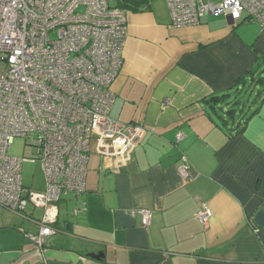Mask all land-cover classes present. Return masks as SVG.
I'll use <instances>...</instances> for the list:
<instances>
[{"label": "crops", "instance_id": "obj_1", "mask_svg": "<svg viewBox=\"0 0 264 264\" xmlns=\"http://www.w3.org/2000/svg\"><path fill=\"white\" fill-rule=\"evenodd\" d=\"M127 20L111 118L144 126L141 144L123 166L91 156L86 193L48 208L58 232L42 248L26 236L45 210L0 208V264H264V90L241 134L235 117L222 121L204 103L251 78L264 59L261 24L208 16L178 29L165 0ZM203 206L213 213L207 227ZM142 210L152 212L148 228Z\"/></svg>", "mask_w": 264, "mask_h": 264}, {"label": "built area", "instance_id": "obj_2", "mask_svg": "<svg viewBox=\"0 0 264 264\" xmlns=\"http://www.w3.org/2000/svg\"><path fill=\"white\" fill-rule=\"evenodd\" d=\"M165 2L178 29L208 16H246L264 30V0ZM128 35L127 10L117 0H0V208L45 210L39 232L26 236L39 248L58 232L48 208L86 193L91 156L123 166L147 132L111 118ZM15 139H25L33 157H12ZM37 162L45 188L27 190L23 165ZM179 172L189 178L186 158ZM139 214L148 228L152 212ZM197 217L207 227L213 213L203 206Z\"/></svg>", "mask_w": 264, "mask_h": 264}, {"label": "trees", "instance_id": "obj_3", "mask_svg": "<svg viewBox=\"0 0 264 264\" xmlns=\"http://www.w3.org/2000/svg\"><path fill=\"white\" fill-rule=\"evenodd\" d=\"M118 6L121 9L124 10H139L143 5L148 4V1L146 0H117ZM249 76H251L250 79L248 77H242L235 87L228 91L223 92L220 95L212 96L209 99L205 100L204 103H206L207 106H209L211 109L215 111L216 116L224 121L225 118L228 120V118H234L237 114L236 110L230 106V101L233 99V97L238 96V94H242L245 91H248V89H251L250 87L253 86H259L260 90L258 94L256 95V99L254 100V103L259 100V98L263 95L262 90H264V59H262L261 62L255 67L251 72L249 73ZM263 101L255 107L254 111L246 118L244 123L238 124V128L236 129L238 134L243 133V131L246 128V125L248 122L256 116L259 111L260 107Z\"/></svg>", "mask_w": 264, "mask_h": 264}, {"label": "rangeland", "instance_id": "obj_4", "mask_svg": "<svg viewBox=\"0 0 264 264\" xmlns=\"http://www.w3.org/2000/svg\"><path fill=\"white\" fill-rule=\"evenodd\" d=\"M148 3L164 2V0H146ZM248 91H245L238 96H234L230 101V106L233 107L237 114L235 120L237 123H244L246 118L254 111L255 107L259 105L258 101L254 103L256 95L258 94L260 87H250ZM28 143L25 139H15L12 143L9 154L16 158H29L33 157V151L27 147ZM41 164L37 163H24L23 165V183L25 188L29 187L32 190L43 189L45 186L44 176L41 169Z\"/></svg>", "mask_w": 264, "mask_h": 264}, {"label": "water", "instance_id": "obj_5", "mask_svg": "<svg viewBox=\"0 0 264 264\" xmlns=\"http://www.w3.org/2000/svg\"><path fill=\"white\" fill-rule=\"evenodd\" d=\"M256 222L259 227H264V212L260 211L256 216ZM95 259H99V256H91Z\"/></svg>", "mask_w": 264, "mask_h": 264}]
</instances>
